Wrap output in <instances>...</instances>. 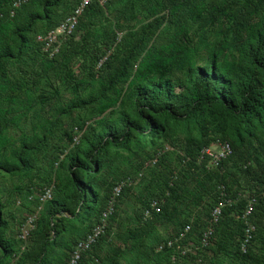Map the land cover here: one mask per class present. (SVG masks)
Listing matches in <instances>:
<instances>
[{
  "label": "trees",
  "instance_id": "16d2710c",
  "mask_svg": "<svg viewBox=\"0 0 264 264\" xmlns=\"http://www.w3.org/2000/svg\"><path fill=\"white\" fill-rule=\"evenodd\" d=\"M81 1L0 0V264H66L121 181L77 264H264V0H91L57 33Z\"/></svg>",
  "mask_w": 264,
  "mask_h": 264
},
{
  "label": "built area",
  "instance_id": "2783aa9c",
  "mask_svg": "<svg viewBox=\"0 0 264 264\" xmlns=\"http://www.w3.org/2000/svg\"><path fill=\"white\" fill-rule=\"evenodd\" d=\"M91 0H82L71 12V14L65 18L64 21H62L59 26L56 29V32L59 34L62 33H70L77 23L78 15L82 12L84 6L90 2ZM101 2H105L106 0H99ZM38 38H41L38 36ZM56 39L54 38V33H50V35L46 39V47H50L49 45L53 44ZM202 153L205 155H208L211 158L212 163H215L228 155L230 153V146L226 142L217 141L211 144V147H205L202 149ZM124 185L123 181L117 183L112 188V194L110 199L107 202L106 208L101 214V218L97 224H95L91 230L82 238L79 239L76 244L74 245L70 257L67 260L66 264H77V261L83 251L88 249L99 237L101 233L105 230L107 226V220L106 218L108 215L112 212L114 207V202L117 196L120 194L121 188ZM39 197L41 200H47L51 197V188L50 187H44L41 194H39ZM254 198L251 197L248 199L246 208L244 209V212L242 214L243 218H247V216L252 211ZM158 202L156 200H152L149 204L150 209H153L155 211L159 210V207L157 206ZM150 213L149 209H146L145 215H148ZM221 213V206L217 205L212 208L211 210V218L213 221H216ZM37 215L36 214H30L28 215L25 220L20 224L19 227V233L18 236L20 238H26L29 233L35 228ZM188 227H186L187 229ZM252 226L248 225L246 228V241L249 238L250 230H252ZM211 232V229H207L204 232V238L202 239L203 243L206 244L207 239L209 237V234ZM171 244V240L167 241V245ZM242 250L245 249L244 244L241 245Z\"/></svg>",
  "mask_w": 264,
  "mask_h": 264
},
{
  "label": "crops",
  "instance_id": "0c3cea01",
  "mask_svg": "<svg viewBox=\"0 0 264 264\" xmlns=\"http://www.w3.org/2000/svg\"><path fill=\"white\" fill-rule=\"evenodd\" d=\"M20 227V226H19ZM18 233H19V230H18V232H17V235H18ZM13 234H15L13 231H12V224L10 225H6L5 226V231H4V237L6 238H8V237H12L13 236ZM19 237V236H18ZM20 238V237H19ZM21 239H25V238H21ZM1 248H0V254H1Z\"/></svg>",
  "mask_w": 264,
  "mask_h": 264
}]
</instances>
